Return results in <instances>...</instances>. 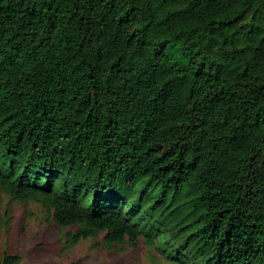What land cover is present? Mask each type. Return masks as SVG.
Here are the masks:
<instances>
[{
    "label": "trees",
    "instance_id": "16d2710c",
    "mask_svg": "<svg viewBox=\"0 0 264 264\" xmlns=\"http://www.w3.org/2000/svg\"><path fill=\"white\" fill-rule=\"evenodd\" d=\"M0 187L68 244L264 264V0H0Z\"/></svg>",
    "mask_w": 264,
    "mask_h": 264
},
{
    "label": "rangeland",
    "instance_id": "374dc122",
    "mask_svg": "<svg viewBox=\"0 0 264 264\" xmlns=\"http://www.w3.org/2000/svg\"><path fill=\"white\" fill-rule=\"evenodd\" d=\"M36 199L18 200L0 187V257L20 254L21 264H179L141 239L137 245L107 247L103 233L68 244L66 233Z\"/></svg>",
    "mask_w": 264,
    "mask_h": 264
}]
</instances>
